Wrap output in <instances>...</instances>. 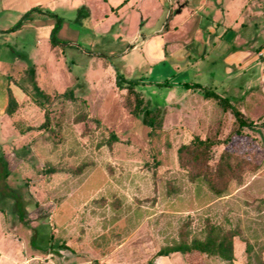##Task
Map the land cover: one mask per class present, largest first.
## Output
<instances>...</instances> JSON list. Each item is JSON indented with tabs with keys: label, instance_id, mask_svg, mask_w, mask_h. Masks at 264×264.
Wrapping results in <instances>:
<instances>
[{
	"label": "rangeland",
	"instance_id": "374dc122",
	"mask_svg": "<svg viewBox=\"0 0 264 264\" xmlns=\"http://www.w3.org/2000/svg\"><path fill=\"white\" fill-rule=\"evenodd\" d=\"M30 13L0 33V75H5L0 152L8 169L5 183L22 203L30 227L18 221L15 198L0 196V264H227L197 252L155 258L181 240L202 239L208 224L238 234L232 264H247L243 241L254 251L264 245L259 68L230 75L221 53L200 46L189 51L185 45L187 51L167 52L162 60L156 40L142 57L141 41L137 52L126 56L121 40L91 32L79 13L70 20L54 17L48 36L25 27L45 21L27 20ZM149 23L154 29L166 22L152 17ZM31 67L48 101L33 90ZM118 74L138 82L157 129L143 126L122 107ZM238 85L241 92L235 93ZM67 89L73 100L58 97ZM202 90L237 105L256 126L230 133L232 117ZM8 91L17 103L11 116L4 114ZM245 94L253 100L238 105L241 99L233 98ZM45 120L47 129H37ZM193 139L216 143L209 165L227 151L251 162L249 171H255L216 198L179 169L177 149ZM262 257L264 263V252Z\"/></svg>",
	"mask_w": 264,
	"mask_h": 264
},
{
	"label": "crops",
	"instance_id": "0c3cea01",
	"mask_svg": "<svg viewBox=\"0 0 264 264\" xmlns=\"http://www.w3.org/2000/svg\"><path fill=\"white\" fill-rule=\"evenodd\" d=\"M28 11L31 13L27 20L45 18V21L25 27L44 30L45 36L54 25V17L70 20L79 13L91 32L121 40L126 56L137 52L135 45L139 41L142 42L139 57L147 44L156 40L162 60L167 52L175 55L187 51L185 45L191 47L189 51L195 50L194 46L204 47V51L211 47L221 53L219 58L230 75H245L250 68H259L256 98L264 101V0H0V33ZM152 17L165 19L166 23L153 29L149 23ZM130 26L134 30L126 39L124 33ZM177 34L181 35L178 39ZM4 77L0 75V83ZM236 90L241 92V86L235 93ZM18 92L19 98H23L22 91ZM233 99H241L240 106L253 100L251 94Z\"/></svg>",
	"mask_w": 264,
	"mask_h": 264
},
{
	"label": "trees",
	"instance_id": "16d2710c",
	"mask_svg": "<svg viewBox=\"0 0 264 264\" xmlns=\"http://www.w3.org/2000/svg\"><path fill=\"white\" fill-rule=\"evenodd\" d=\"M31 76V84L33 90L41 96L44 101L49 100V96L45 95L35 83L34 68L29 69ZM116 89L121 92L120 100L122 107L135 119L140 120L141 124L151 129H157L159 125H155L152 121V109L149 107L148 100H145L142 94L136 90L138 82L124 78L122 75L116 77ZM203 91L205 99L215 101L219 107L228 112L232 117L230 133L239 134L243 129H253L256 126L251 120H248L242 114L237 105L230 104L227 99L221 98L211 91ZM59 98L73 100L74 94L72 89H67L64 93L58 95ZM17 109V103L12 94L7 92V103L4 109V114L11 116ZM264 126V116L262 123ZM37 129H47V121L45 120ZM31 130L30 128L26 129ZM110 140L115 141L116 137L111 136ZM225 143V140L222 141ZM216 143L209 140L193 139L187 145H181L177 149V163L179 169L185 172L188 181L194 183L198 182L207 187V189L216 197H224L231 184L241 185L243 175L246 172H254L255 167L249 171L251 162L245 158L239 157L234 153L222 151L218 160L209 165V154L211 148ZM253 158L254 156H250ZM8 177V169L6 161L0 152V196H13L15 198L14 210L17 215L18 221L24 227L30 229L27 221L25 220V210L22 203L19 201L17 195L6 185L5 180ZM238 237L235 231H225L217 225L208 224L205 227L202 239L193 238L190 241L181 240L170 246L160 249L156 257H168L172 254L185 255L192 252H197L208 258H217L227 264H232L234 261L233 256V240ZM33 243V240L31 241ZM244 243V254L246 256L247 264H264L262 254L264 252V245L257 251H254L253 246L248 242ZM151 264V262L146 263Z\"/></svg>",
	"mask_w": 264,
	"mask_h": 264
}]
</instances>
